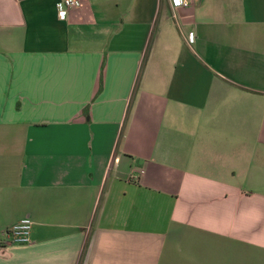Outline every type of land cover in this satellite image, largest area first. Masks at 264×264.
Returning <instances> with one entry per match:
<instances>
[{"label":"crops","instance_id":"crops-1","mask_svg":"<svg viewBox=\"0 0 264 264\" xmlns=\"http://www.w3.org/2000/svg\"><path fill=\"white\" fill-rule=\"evenodd\" d=\"M60 1L0 0V264H264V0Z\"/></svg>","mask_w":264,"mask_h":264},{"label":"built area","instance_id":"built-area-1","mask_svg":"<svg viewBox=\"0 0 264 264\" xmlns=\"http://www.w3.org/2000/svg\"><path fill=\"white\" fill-rule=\"evenodd\" d=\"M175 7H188L189 2L186 0H172ZM82 4L81 0H61L57 4V9L62 19H65L69 12ZM193 41V37H190ZM34 222L26 217L15 225H12L5 231V238L12 243L27 244L31 242V234Z\"/></svg>","mask_w":264,"mask_h":264},{"label":"trees","instance_id":"trees-1","mask_svg":"<svg viewBox=\"0 0 264 264\" xmlns=\"http://www.w3.org/2000/svg\"><path fill=\"white\" fill-rule=\"evenodd\" d=\"M152 40H153V37H152ZM152 42V41H151ZM151 46V45H150ZM149 50H150V47H149V49H148V52H149ZM102 80H101V84H100V90L99 91H101L102 90ZM86 114H87V110H86Z\"/></svg>","mask_w":264,"mask_h":264}]
</instances>
